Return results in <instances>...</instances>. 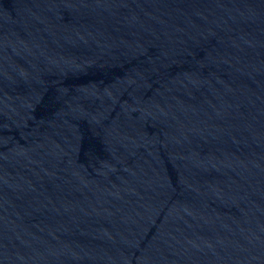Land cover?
Here are the masks:
<instances>
[{"label": "water", "instance_id": "1", "mask_svg": "<svg viewBox=\"0 0 264 264\" xmlns=\"http://www.w3.org/2000/svg\"><path fill=\"white\" fill-rule=\"evenodd\" d=\"M0 264H264V0H0Z\"/></svg>", "mask_w": 264, "mask_h": 264}]
</instances>
